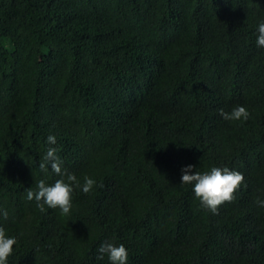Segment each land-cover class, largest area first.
Segmentation results:
<instances>
[{
	"label": "trees",
	"instance_id": "trees-1",
	"mask_svg": "<svg viewBox=\"0 0 264 264\" xmlns=\"http://www.w3.org/2000/svg\"><path fill=\"white\" fill-rule=\"evenodd\" d=\"M264 0H0V226L8 264H264ZM243 105L247 121L219 110ZM56 136L83 182L70 214L25 198L59 177L39 164ZM244 180L212 214L181 168Z\"/></svg>",
	"mask_w": 264,
	"mask_h": 264
},
{
	"label": "clouds",
	"instance_id": "clouds-1",
	"mask_svg": "<svg viewBox=\"0 0 264 264\" xmlns=\"http://www.w3.org/2000/svg\"><path fill=\"white\" fill-rule=\"evenodd\" d=\"M255 45L258 49L264 48V19L257 22ZM222 119L227 121H247L249 112L243 105H235L229 111L219 110ZM46 152L39 164L43 171L50 169L59 178L53 183L44 180L36 181L35 188L29 187L25 198L35 201L36 207L41 211L47 206L49 209H58L61 215H69L72 209V197L75 189L83 193L93 190L96 181L85 175L83 182L77 176L62 168L63 161L57 154L55 147L56 136L49 134L45 141ZM192 164L182 166L180 182L181 186L190 185L194 199L198 200L199 207L212 214L218 213V206L227 201H232L234 192L241 186L243 173L230 169L227 166H211L204 171H196ZM259 206L264 207V199H258ZM0 216L7 218V211H0ZM17 243L16 237L8 235L0 226V264H8V258L13 253V245ZM96 260L103 261L106 257L108 264H128L129 253L123 243L114 244L110 241L101 242L96 249Z\"/></svg>",
	"mask_w": 264,
	"mask_h": 264
}]
</instances>
